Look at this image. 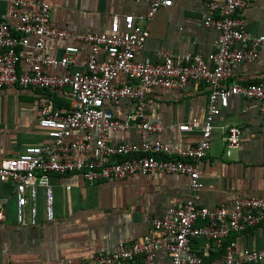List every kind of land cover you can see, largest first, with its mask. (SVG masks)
I'll use <instances>...</instances> for the list:
<instances>
[{"label":"built area","instance_id":"2783aa9c","mask_svg":"<svg viewBox=\"0 0 264 264\" xmlns=\"http://www.w3.org/2000/svg\"><path fill=\"white\" fill-rule=\"evenodd\" d=\"M151 18L172 0H142ZM248 0H205L208 14L202 25L217 31L213 49L206 56L199 52L161 51L162 60H137L149 35L132 14L118 15L106 32H72L50 24L51 5L47 0H11L7 15L11 25L0 17V88L13 84L41 89L37 98L38 125L47 139L28 144L16 156L0 161V181L13 183L15 218L18 225H37L38 188L43 189V221L54 218V192L50 174H73L88 184L135 174L180 173L187 176L190 195L161 216L150 218L156 235L139 241L125 240L110 253H99L77 264H204L203 256L190 249L195 237L208 240L210 248L221 254L218 264H264V248H239L235 236L264 217V196L237 198L227 204L207 207L198 204L202 188V159L218 129L224 153L239 145L241 128L237 124L214 123V117L227 105L228 98L240 95L253 100L264 117V79L241 81L234 70L241 62H251L264 43V35L251 34L240 11ZM86 42L89 50L81 69L68 71L77 46L67 45L60 56L46 51L48 38ZM31 48V51H22ZM103 53L98 59L97 54ZM21 62L25 67H20ZM60 68L62 71H50ZM188 82L208 86L204 118L177 124L182 132L197 129L196 142L187 147L170 145L152 134L174 127L163 120H152L146 109L152 103V87L183 89ZM62 89L71 100L70 110L52 105L50 92ZM122 99L133 103L123 117L115 116L112 106ZM135 127L137 141L112 143L109 133ZM80 132L79 138H73ZM69 188V186H66ZM5 199H0V221L5 217ZM164 247L166 260H155ZM58 264H69L60 259Z\"/></svg>","mask_w":264,"mask_h":264},{"label":"crops","instance_id":"0c3cea01","mask_svg":"<svg viewBox=\"0 0 264 264\" xmlns=\"http://www.w3.org/2000/svg\"><path fill=\"white\" fill-rule=\"evenodd\" d=\"M11 0H0V17L15 23L7 13ZM51 5L50 24L75 33L84 31L108 32L113 15L132 14L136 23L144 26L149 35L144 46L135 53L137 60H162V50L172 53L199 52L206 56L213 49L217 31L202 25L208 14L205 0H172L170 6L160 7L147 19L148 4L142 0H47ZM247 30L253 35H264V0H248L240 11ZM78 50L68 71L81 69L89 44L64 39L48 38L47 53L60 56L67 45ZM24 48L22 51H31ZM97 58H103L99 52ZM20 67H25L21 62ZM60 72V68L49 69ZM234 78L241 81L264 79V43L251 62H241L234 70ZM208 86L204 82H188L183 89L152 87L148 94L152 103L146 109L152 120L160 119L174 127L166 128L155 137L170 145L187 147L196 142L197 129L182 132L177 124L193 118L202 120L206 111ZM41 89L16 84L0 88V161L16 156L28 144L47 139L46 130L38 121L37 98ZM52 105L67 111L72 107L66 92H50ZM133 103L122 99L112 106L117 117L131 111ZM214 123L237 124L241 128L239 145L230 155L218 129L202 159L200 179L203 183L198 204L213 207L237 198L264 196V117L253 100L240 95L228 98L227 105L214 117ZM80 132L72 137L79 138ZM112 143L137 141V128L109 133ZM54 192V218L43 221V189L38 188L37 225H18L15 218L13 183L0 181V199H5V217L0 221V264H58L60 259L77 264L99 253H110L120 241H139L155 236L150 218L163 215L170 206L181 204L190 195L187 176L180 173L135 174L133 176L101 180L88 184L73 174H50ZM69 186V188H66ZM237 246L246 249L264 248V217L255 225L235 236ZM190 249L203 256L204 264H218L221 254L210 248L208 240L195 237ZM164 247L159 248L155 260H166Z\"/></svg>","mask_w":264,"mask_h":264}]
</instances>
